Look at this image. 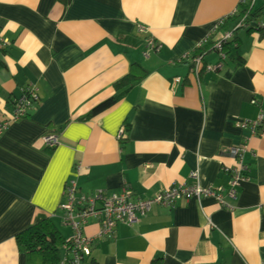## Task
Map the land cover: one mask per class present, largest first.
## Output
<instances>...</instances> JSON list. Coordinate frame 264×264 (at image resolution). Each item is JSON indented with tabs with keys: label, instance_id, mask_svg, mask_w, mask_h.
Listing matches in <instances>:
<instances>
[{
	"label": "crops",
	"instance_id": "obj_1",
	"mask_svg": "<svg viewBox=\"0 0 264 264\" xmlns=\"http://www.w3.org/2000/svg\"><path fill=\"white\" fill-rule=\"evenodd\" d=\"M241 3L0 0V34L10 41L0 56V124L29 86L39 98L0 137V264H27L16 238L39 219L51 220L67 245L60 206L73 179L83 195L128 189L140 200L189 188L195 173L203 190H227V171L239 166L229 152L244 145L248 179L235 198L224 194L227 207L205 197L154 207L97 240L85 264H264V130L241 127L264 113V35L234 31ZM263 6L258 0L255 10ZM228 33L235 49L221 70L207 71L221 63L211 51L192 73L193 52ZM147 40L159 47L148 59ZM132 64L148 75L87 119L119 95L114 85ZM121 130L129 140L119 141ZM52 133L59 146L49 149L43 139ZM99 230L91 220L85 234Z\"/></svg>",
	"mask_w": 264,
	"mask_h": 264
},
{
	"label": "built area",
	"instance_id": "obj_2",
	"mask_svg": "<svg viewBox=\"0 0 264 264\" xmlns=\"http://www.w3.org/2000/svg\"><path fill=\"white\" fill-rule=\"evenodd\" d=\"M264 1V0H263ZM258 0H242V5H247V13L242 15L234 31L241 29L251 30L259 34L264 32V18L251 19L249 13H254ZM238 13L235 15L237 16ZM234 33H228L223 38L215 41L214 49L217 51L220 64L214 67H208L207 71L213 72L221 70L223 62L226 60V54L223 46L226 42L232 41ZM10 41L3 39L0 34V56L9 46ZM159 47L151 40L146 41L145 58H149L152 52L158 51ZM192 73L198 74L202 62L199 58L193 62ZM38 98V90L34 86L25 89L23 95L14 102V108L11 116L5 122L0 124V137L8 129L10 122H17L26 118L30 111L35 107ZM253 104H257L256 101ZM242 129H252L256 135L258 130H264V113L259 111L253 118L248 119L241 125ZM119 141L129 140L130 136L126 135L123 130L118 134ZM43 143L49 148L54 149L59 146L58 135L55 133L48 134L43 139ZM247 151L244 145L240 149H233L229 154L239 162V166L233 170H228L231 177L230 186L225 189H208L203 190L197 183L199 175L197 173L191 176V181L195 182L189 188L174 187L164 193L158 194L152 198L140 200L136 199L134 194L124 189L120 194H108L105 191H98L90 196L83 195L79 192L77 181L71 180L65 189L64 201L60 206L63 214L62 221L64 225L71 229V238L64 247L65 258L61 264H83L90 258L94 244L97 240H110L115 235L118 225L132 227L137 225L140 219L147 217L154 207L172 208L181 198L201 199L213 198L223 207H227L223 201L224 194L230 198L237 196V188L240 183L247 180V168L244 166L243 154ZM76 175L79 176L81 168L76 167ZM91 220L98 222L100 230L96 238L86 236L85 230Z\"/></svg>",
	"mask_w": 264,
	"mask_h": 264
},
{
	"label": "trees",
	"instance_id": "obj_3",
	"mask_svg": "<svg viewBox=\"0 0 264 264\" xmlns=\"http://www.w3.org/2000/svg\"><path fill=\"white\" fill-rule=\"evenodd\" d=\"M243 6L244 7L240 10V15L233 17L232 19L234 20H229H232V22L237 24L240 17L248 12V6ZM249 14V16H252L251 19L253 20L264 18V6L254 13ZM248 32L250 34L253 33L251 30H248ZM259 34L264 35V32L260 31ZM235 40L236 39L226 42L223 46V51L225 52L227 58L231 57V53L235 49ZM214 45L215 43L210 40V42H208L205 46H201L196 49L192 54L191 62L199 58L202 62V66L205 67L203 60L206 55L211 51L217 54V51L214 49ZM191 66L193 67V64ZM148 73V70L140 64H132L128 74L114 85L115 91L118 92L119 95L94 108L88 115L87 119L96 118L113 109L116 105H118L122 97L131 91L139 82H141L148 75ZM16 243L19 252L26 257L27 264H60V249L65 246L66 242L51 220L39 219L33 226L17 236ZM86 260L83 264L86 263ZM152 264H162V260H155Z\"/></svg>",
	"mask_w": 264,
	"mask_h": 264
},
{
	"label": "rangeland",
	"instance_id": "obj_4",
	"mask_svg": "<svg viewBox=\"0 0 264 264\" xmlns=\"http://www.w3.org/2000/svg\"><path fill=\"white\" fill-rule=\"evenodd\" d=\"M61 255L64 256V253L62 252Z\"/></svg>",
	"mask_w": 264,
	"mask_h": 264
}]
</instances>
